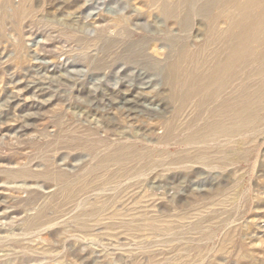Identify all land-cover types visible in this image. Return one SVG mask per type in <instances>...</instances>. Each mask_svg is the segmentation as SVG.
Segmentation results:
<instances>
[{"label":"rangeland","instance_id":"1","mask_svg":"<svg viewBox=\"0 0 264 264\" xmlns=\"http://www.w3.org/2000/svg\"><path fill=\"white\" fill-rule=\"evenodd\" d=\"M18 1L6 0L9 6L4 3L0 6V264H264V143L246 150L250 163H240L236 174L231 169L223 172L224 176L217 171L208 174L205 169L194 166L186 172H157L142 186H147L145 190L128 191L125 186L123 195L120 192L117 196L127 204L119 206L118 214L127 221L138 210L142 215L140 230L118 226V219H108L105 211L87 222L88 226L97 227L92 233L96 234L83 240L74 232L72 221L62 213L50 224L53 226L46 225L39 232L41 234L38 231L28 233L25 227L28 219L37 207L48 202L55 190L41 178L8 177L9 172L28 161L33 174L43 173L44 166L32 156V142L40 146L58 144L64 135H79L85 129L97 131L112 142L121 135L134 134L150 136L149 140L154 141L161 132L159 119L141 112L132 114L118 106L119 99L123 94H133L166 114L171 113L172 107L165 98L167 87L162 75L151 67L116 58L119 47L106 51L103 41L97 40V37L106 40L117 34L123 36L116 27L109 25L105 6L95 8V16L77 18L72 9H65V0H32L28 6L32 16L19 20L14 14L20 5ZM129 1L135 7L136 1ZM194 43L192 41V45ZM155 45L159 53L166 52L159 41ZM150 129L154 132L149 133ZM52 151L48 152L52 160L50 169H63L72 180L85 181L80 169L88 163L87 155L63 148L57 154ZM174 152L175 149L170 150ZM201 179L209 185L204 183L203 190L197 193L191 185ZM238 179V188L231 190ZM91 180L88 192L95 194L109 189L102 188L96 179ZM124 181L121 179L118 183L124 184ZM230 190L241 193L239 195L249 201L239 205L244 211L240 221L238 218L224 226L209 225L205 232L207 237L194 245L175 249L176 244L166 237L169 231L165 224L157 226L160 238L148 231L152 218L162 219L166 215L188 214V219L181 224H190L195 217L210 211L204 203L224 191L233 195ZM137 191L135 199L133 194ZM136 201H139L137 206Z\"/></svg>","mask_w":264,"mask_h":264},{"label":"bare ground","instance_id":"2","mask_svg":"<svg viewBox=\"0 0 264 264\" xmlns=\"http://www.w3.org/2000/svg\"><path fill=\"white\" fill-rule=\"evenodd\" d=\"M135 1L138 8L129 0H65V9H72L71 12L78 18L81 15L95 16L93 10L98 6H105V13L110 17L109 25L116 27L123 36L117 34L106 40L97 37V40L103 41L106 51L111 47H119L116 58L151 67L162 75L167 87L165 98L172 107L171 113L158 112L151 104L135 95L123 94L118 98L120 108L132 114L141 112L159 119L161 132L154 141L149 140L150 136L147 138L146 135L134 134L121 135L112 142L109 138L101 137L97 131L85 129L79 135H64L59 145L53 142L54 144L40 146L32 142V156L44 166L43 173L40 176L33 174L28 161L26 165L9 172L8 177L23 180L41 178L44 184L54 187L55 190L49 195L48 202L43 198L45 204L37 207L31 217H28L25 226L28 233L38 231L41 234L39 232L46 225L53 226L50 224L62 213L72 221L74 232L83 240L96 234L92 233L97 227L94 229L87 222L93 221L105 211L109 215L108 219H118V226L140 230L142 215L137 210L139 208L134 207L137 211L133 212L130 219L125 218L129 219L127 221L118 214L119 206L127 204H123L124 200L117 196L125 191V186L128 191L138 190L157 172H186L194 166L205 169L208 174L212 171L223 173L227 169L235 173L240 163H250L246 150L254 148L257 143H264V0ZM0 2L1 7L3 3L9 6L6 0ZM18 2L19 8L14 13L16 17L19 20L31 17L33 12L28 6H31L32 0ZM157 41L166 49L164 54L155 48ZM192 41L195 42L193 45ZM153 132V129L149 130V133ZM61 148L77 150L88 156V163L80 169L85 181L80 182L78 178L72 180L63 169H50L52 160L48 152L53 150L57 154ZM171 149H175V152L170 153ZM89 179H96L102 188L109 189L105 188L100 193L96 191L95 196L94 192L87 191ZM121 179L125 180L124 184L118 183ZM92 182L91 180L90 183ZM205 182L207 181L202 180L191 186L198 193L205 187ZM239 183L238 179L231 190H236ZM149 185L154 186L153 183ZM227 192L224 191L220 196L210 198L204 203L203 206L210 211L195 217V221L190 224H181L188 219V214L166 215L162 219L152 218L148 231L157 236V226L165 224L169 231L166 237L176 244L175 249L182 250L184 246L194 245L198 240L207 237L208 233L205 232H208L206 230L209 225L217 223L224 226L228 221L234 222L238 218L240 221L244 211L239 205L249 201L243 199L239 195L241 193L231 192L234 194L228 195ZM137 193L138 191L133 194L135 199L138 198ZM101 194L103 196L97 197ZM138 202L134 203L135 206ZM53 224L55 227V223ZM163 232L166 233L167 230ZM158 244L157 242V246Z\"/></svg>","mask_w":264,"mask_h":264}]
</instances>
